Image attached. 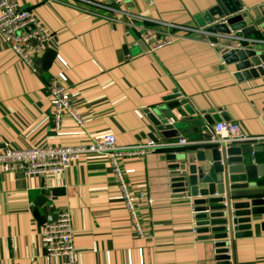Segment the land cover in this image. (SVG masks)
I'll return each mask as SVG.
<instances>
[{"label": "crops", "instance_id": "0c3cea01", "mask_svg": "<svg viewBox=\"0 0 264 264\" xmlns=\"http://www.w3.org/2000/svg\"><path fill=\"white\" fill-rule=\"evenodd\" d=\"M238 1L244 8L264 3ZM18 2L50 32L47 48L55 50V57L47 61L46 48L32 72L0 38V148L74 145L106 132L119 146L148 142L154 129L146 112L156 107L177 115L171 120L184 123L178 138L192 144L204 141L214 123L224 120L219 110L224 121L239 124L251 136H264L259 116L264 115V74L235 79L219 47L200 36L188 35L152 51L150 42L142 40L143 28L159 29V22L207 26L202 13L214 0H124L132 17L111 11L113 0ZM50 79L64 87L82 126L64 115L54 127ZM173 102L177 105L170 106ZM203 112L214 123L208 125ZM173 150L161 147L122 162L143 237L132 227L103 155L81 156L67 170L45 176L0 171V264H62L61 258L46 254L42 232V224L62 209L71 215L78 264H219L213 240L192 230L190 200L171 186L167 155ZM251 230L234 239L233 264H264V230L259 222H251Z\"/></svg>", "mask_w": 264, "mask_h": 264}, {"label": "water", "instance_id": "95a60500", "mask_svg": "<svg viewBox=\"0 0 264 264\" xmlns=\"http://www.w3.org/2000/svg\"><path fill=\"white\" fill-rule=\"evenodd\" d=\"M202 17L207 39L219 47L223 63L233 65L235 79L264 74V3L244 8L238 0H214ZM44 54L52 61L55 50L47 48ZM173 103L170 106L177 105ZM146 113L154 129L150 135L154 142L174 140L182 134L179 127L184 123L171 120L177 115L170 116L160 107ZM219 116L228 120L220 110ZM191 119L196 122L199 117ZM203 119L208 125L215 121L209 113H204ZM207 139L209 136L202 142L176 147L167 155L171 186L190 200L196 233L213 240L214 259L219 264H233L234 239L251 235V222H259L264 230V137L231 144Z\"/></svg>", "mask_w": 264, "mask_h": 264}, {"label": "built area", "instance_id": "2783aa9c", "mask_svg": "<svg viewBox=\"0 0 264 264\" xmlns=\"http://www.w3.org/2000/svg\"><path fill=\"white\" fill-rule=\"evenodd\" d=\"M77 3H92L90 0H75ZM124 0H113V6L109 9L120 16L133 15L123 8ZM149 4L151 2L149 1ZM78 8L77 5H74ZM141 17V16H138ZM141 19H144L141 17ZM160 28L146 27L141 31L142 40L150 43V50H157L169 45L188 35H196L207 39V33L202 27H187L159 22ZM129 32L125 30L127 35ZM0 38L13 50L14 54L32 72H36L35 63L37 57L47 48L51 38L42 24L34 14L23 9L18 0H0ZM49 95L53 98V111L51 112L52 124L59 128L61 118L68 115L78 125L82 126L83 121L74 111V108L64 96V87L57 80L50 79L47 84ZM264 125V115L259 114ZM264 136H251L241 129L239 124L231 121H218L214 123L209 139L210 143L231 144L240 141L257 140ZM198 143V142H197ZM192 142L184 137L158 143L148 141L136 143L129 146H119L113 133L106 132L97 136H91L84 143L74 145H43L37 147L23 148H0V171L15 172L21 171L25 174L45 176L67 170L74 161L87 154H98L106 157L109 162L114 178L117 182L120 195L124 201L125 208L131 218L132 227L137 236L143 237V227L136 212L135 197L130 193L127 174L123 167V160L139 156L145 152L154 151L161 147L176 148L188 146ZM195 144V143H194ZM147 203L152 199L147 197ZM192 230L196 233L193 222ZM42 232L45 239V250L49 257H59L62 264H78L79 255L73 241V230L71 215L67 209L57 211L53 221L42 224Z\"/></svg>", "mask_w": 264, "mask_h": 264}]
</instances>
